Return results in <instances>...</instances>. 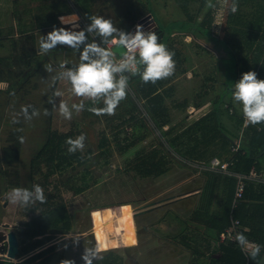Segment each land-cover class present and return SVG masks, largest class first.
I'll use <instances>...</instances> for the list:
<instances>
[{"label": "rangeland", "instance_id": "374dc122", "mask_svg": "<svg viewBox=\"0 0 264 264\" xmlns=\"http://www.w3.org/2000/svg\"><path fill=\"white\" fill-rule=\"evenodd\" d=\"M53 1L55 4L58 1L60 10H74L75 6L82 18L79 28L85 30L91 22L90 16L96 14L111 18L118 27L126 25L128 28L149 14L153 16L164 31L167 48L174 53V72L161 79L166 84L159 86L162 104L172 123L183 117L188 120L186 122L195 120V117L208 111L212 101H215L213 107L218 108L219 120L228 126H231V116L226 110V103L230 104L234 113L242 114V106L232 100L233 87L231 90L227 87L234 78L233 54L240 75L248 61L250 70L256 73L258 65L264 64L262 30L253 25L254 16H251L255 10L253 1L236 0L238 7L235 13L230 11L233 0H207L201 10H198L200 0ZM208 11L213 16L211 32L218 38L227 36L229 46L222 49L217 44L219 48L215 54H211L206 44L193 36L174 31L176 22L180 24L189 20L199 23ZM5 28L7 31H0V80L4 79L0 84V90H3L0 92V230L13 229L18 244L29 250L24 255L18 253L15 264H20L24 256L34 254L28 259V264H63L66 259L83 264L80 254L84 243L87 245L90 241L104 249L101 253L103 258L97 264L104 261L111 263L113 258V264H193L192 251L188 249V253L184 254L186 247L182 243V234L176 241L171 234L180 228L181 222L192 216V209L198 204V195L193 194L194 191L204 189L206 176L216 173L203 166L219 145L211 147L205 157L196 159L197 162L184 159L167 146L144 110V101L138 99L129 86L126 97L118 104L114 114L96 115L89 110L92 102L86 98L71 97L66 78L59 76L66 68L76 66L80 49L58 44L49 53L41 54L38 46H31V40L19 30L17 38L10 36V32H14L13 25ZM85 34L86 43H101V37L95 32L85 31ZM258 50L261 51L260 61L257 66L251 65L253 54ZM113 51L117 53L116 58L124 53L121 46H115ZM61 60L66 61L65 69L59 67ZM48 66H51V71ZM195 80L200 83H195ZM54 89H60L64 95L53 96ZM61 99L70 102L84 99L85 108L79 113L73 111L71 119H64L58 112ZM206 101L209 103L204 105L199 115L194 114L199 109L192 111L188 107L190 104L197 107ZM23 105H31L29 112L35 108L38 115L25 119L20 111ZM95 106H102V100H98ZM167 127L165 125L163 129ZM240 131L239 128L232 137H237ZM49 132L54 133L63 153H68L66 139L83 133L85 147L76 151L80 154L79 161L58 167L56 161L47 164L42 159L33 169L32 158ZM197 135L201 137L199 133ZM17 141L18 158L12 165H7L3 159V148H13ZM159 143L164 146L159 157L166 162L167 171L159 176L140 174L143 167L141 154L158 148ZM221 155L218 156L221 159L226 157V154ZM37 183L44 189L47 206L39 202L20 206L7 198L12 185L31 188ZM184 192L190 196L182 199ZM219 202V197L217 199L214 195L211 205ZM61 206L65 210L59 212L58 226L68 227V230L58 231L51 227L43 229L33 238L22 233L27 228L26 223L37 218L43 209ZM130 207L133 208L137 237V244L133 246L126 243L130 236L128 230L132 229ZM195 222L190 224L194 230H188L186 234L200 246L207 247L203 228L198 226L207 224L202 217ZM4 223L8 224L5 228ZM195 226H198L197 231ZM72 234L82 236L79 244L72 243L69 236ZM108 253L113 254L110 259L106 258ZM203 261L201 258L195 264H202Z\"/></svg>", "mask_w": 264, "mask_h": 264}, {"label": "trees", "instance_id": "16d2710c", "mask_svg": "<svg viewBox=\"0 0 264 264\" xmlns=\"http://www.w3.org/2000/svg\"><path fill=\"white\" fill-rule=\"evenodd\" d=\"M249 1H253L255 4V10L251 14V16H254L252 19L254 20L253 25L261 28V42H264V0H245V2ZM206 2L207 0H200L198 10H201ZM212 21L213 16L211 15V11H208L199 23H194L189 20H184L180 22V24H177L176 22L174 31L185 32L202 42H210L213 43V45L218 44L222 49H226L229 47L227 36L222 38L215 37L210 28ZM159 29L164 33L161 27H159ZM161 42L166 45L167 41H164L162 38ZM257 48L258 47H255V49ZM229 52H231L230 48ZM260 56L261 51H255L252 57L253 63L251 65L257 66L260 61ZM233 59L234 78L228 85L227 90H231L235 80L240 77V68L234 54ZM246 64L247 63H245V67H243V71L247 69ZM258 66V78H264V64L261 63ZM125 74L129 76L128 86L138 99L144 101V110L150 117V120L154 123V126L159 130L160 136L164 139L167 146L175 153L182 157L196 160L205 157L207 151H210L211 147L213 148V146L219 145L218 150L216 149L211 152L212 154L209 156L210 158L208 157V160L216 156H222L221 154H226V156L232 154L231 157L234 161L235 170L248 173L250 168L254 166L257 171L262 172L264 178V122L256 125L248 124L245 130V144H241L238 152L233 154L229 150L232 142L231 137L242 125L243 117L241 115L234 112L232 114L228 113V115L231 116L232 124L227 127L221 120H219L218 108L213 107L207 114L190 123H184L185 117L180 119V121L178 120L172 123V120L167 118L165 106L162 104L163 96L159 91L161 79H158L155 83H144L140 80L139 74L135 77H132L131 74H128L127 72H125ZM135 83H137V85L134 88ZM0 92H3V90H0ZM229 105L230 104H228V106ZM226 110L229 112V107H227ZM165 125L168 126L167 129H163ZM198 133L201 136L200 138H198ZM53 134L54 133L52 132L47 134L46 141L32 158L31 163L33 169L42 159H44L47 164L56 161V166L58 167H63L74 161H79L80 154L78 152L63 153L59 150V143L55 140ZM157 146L159 147H154L148 152H143L141 154V165L143 167L140 170V174L144 176L149 174L159 176L167 171V167L164 166L166 162L162 157H159V155L163 153L162 147L164 146L162 143H159ZM18 150V141L13 148L9 146L3 148V159L6 161L7 165H12L17 160ZM164 157L166 156L164 155ZM206 177L207 181L203 190V198L200 207L193 210L190 219L181 222L180 228L171 234L172 239L175 241L178 238V235L182 234L183 245L188 249H193L192 251L195 254H197L198 251L195 248H192V246H195L197 243L194 242L191 245L190 241H192L193 238L186 234V231L194 230L190 227V224L194 222V216L199 218L202 217V221H205L207 224V238L204 239L208 246L209 239L218 242L220 233L230 224L229 214L234 195V179H225L223 187L225 190L224 202L217 214H211L209 207L211 205L213 191L215 188L219 187L220 176L208 174ZM16 186L18 185H12V187ZM43 205L47 206V202H44ZM64 210V206L43 209L37 218H32L26 223L27 228L22 233L27 237L33 238L39 235L43 229L51 227L57 228L58 231L68 230V227L60 228L58 226L59 212ZM232 215L234 218L239 219L241 226L245 228L242 232L248 237V239L264 246V183L247 181L243 198L238 205L233 208ZM28 251V249L19 245L20 255H24L25 253H28ZM218 251H220L221 254L219 256H209V261L206 264H255L251 259H246L237 242L219 243ZM34 255L26 258L22 263L27 264L28 259H31ZM112 256V253H108L106 258L110 259ZM198 256H201V254ZM114 260L115 259L113 258L111 263L104 261L103 264H113Z\"/></svg>", "mask_w": 264, "mask_h": 264}, {"label": "clouds", "instance_id": "9594fccd", "mask_svg": "<svg viewBox=\"0 0 264 264\" xmlns=\"http://www.w3.org/2000/svg\"><path fill=\"white\" fill-rule=\"evenodd\" d=\"M237 7L236 0H233L230 11L235 13ZM58 20L59 26L54 24L50 31L39 37V52L47 54L58 44L80 49L78 63L74 68L65 69L66 61H60L59 67L65 70L60 72L59 76L66 78L70 85L68 91L71 97L86 98L92 102L89 110L96 115L114 114L118 104L126 97L129 76L125 72L131 75L139 73L140 80L144 83H155L174 72V53L164 43L158 42L156 31L151 28L145 30L143 24L137 23L133 29L126 30L115 25L111 18L96 14L90 16L91 22L85 30L79 28L76 17L69 20L61 15ZM85 31L95 32L97 36L105 38V43L123 47L125 49L123 55L116 59L117 53L111 47H101L99 42L86 43ZM108 37L111 39L107 40ZM48 70L51 71V66H48ZM117 73L120 75L116 76ZM63 95L60 89H54L53 96ZM231 96L234 102L242 106L241 111L246 124L256 125L264 122V78H258L254 70L241 73L234 82ZM98 100H102V106H95ZM30 107L32 106H21L20 111L25 119L38 115L35 108L29 112ZM84 108V99L79 102L61 99L58 112L64 119H71L73 111L79 113ZM84 141L83 133L75 138L68 137L65 141L68 145L67 151L74 153L82 150L85 147ZM7 198L20 206L35 202L43 204L46 201L44 189L38 183L33 184L31 188L12 187L7 193ZM69 236L73 244H79L82 237L77 234ZM235 240L255 264H264V246L250 241L243 232H238ZM103 250L93 241L87 245L84 243L80 259L83 264H97L103 258L101 254ZM63 264L75 262L66 259Z\"/></svg>", "mask_w": 264, "mask_h": 264}, {"label": "crops", "instance_id": "0c3cea01", "mask_svg": "<svg viewBox=\"0 0 264 264\" xmlns=\"http://www.w3.org/2000/svg\"><path fill=\"white\" fill-rule=\"evenodd\" d=\"M52 1L51 0H0V31H7V30H4V29H6L5 27H7L8 25H13L14 26V32H10L11 33L10 36L13 37V38H17V36H18L17 33H18V30H19V32L21 34H23L24 36H27V38H29V40H31V46L35 47V46H38L37 44H38V40H39V37L41 36V34L44 35L48 31H50L51 28H52V26L54 24L57 25V26H59V24H60V22L58 20V17L59 16L63 15V16H65L66 19L71 20L73 17H75L73 15V14H75L76 15V18L78 20V24H79V21H81L82 18H81L80 13L78 12V10H77V8L75 6H74V8H75L74 10H71V9H68L67 11L60 10V8H58L60 6V4H58V1H56V4H55L54 1H53L54 3H52ZM13 19L14 20L16 19V21H14ZM79 27H80V24H79ZM73 28L75 29V25H73ZM120 28H123V29H126L127 30V29H129L131 27L128 28L125 25V26L120 27ZM43 29H44V31H42ZM8 32H9V30H8ZM106 39L107 40H110L111 37H108ZM100 42L101 43H99V44H101L103 47H111L113 49L116 46V45H111V44L105 43V38H102V37L100 39ZM200 42H202V41H200ZM203 43L206 44V47H208L207 49L210 51V53L212 52L211 54H215V52H217L216 51L217 50V47H218L217 44H214L213 45V43H210V42H203ZM63 46H67V45H63ZM188 71H189V69L186 70V73ZM186 77H188V76H186ZM3 82H4V79L3 80H0V84H3ZM189 82L190 81H188V84H189ZM194 82L195 83H198L199 80H198V82L196 80ZM163 83L166 84L165 82H163L161 80V85L162 86L164 85ZM185 83L187 84V82H185ZM195 92H197L196 89H195ZM214 102L215 101H212V102L209 103L208 101H206L205 103H202L201 105H197V107H196V104H194V105L190 104L188 107L191 108V109H193L192 111H194V109L195 110H198L199 109L198 112H194V114H198L199 115L203 111V109L205 108L204 105H206L207 103H209L210 108L208 109V111H204L203 112V115H201L199 117H195V120H197L200 117H202L205 114H207L213 108ZM225 106H226V108L229 107V112H228L229 114H232L233 112H235L234 109H232V107H230V105L228 106L227 103H226ZM231 109H232V111H230ZM241 116L243 117L242 114H241ZM186 120L187 119H185V122L184 123H190L192 121H195V120H192L190 122H186ZM222 122L224 123L225 126L228 127V125L224 121H222ZM230 122L232 124V120H230ZM240 129H241V127H240ZM244 136H245V134L243 132V137ZM231 138L234 139L236 137H234V138L231 137ZM245 139L246 138H244L242 140V144L245 143ZM231 156H232V154H230V156L228 158L224 157V159H221L218 156H216V157L219 158V159H221V160H231L232 163H233L234 161L232 160V157ZM183 158L186 159V160L188 159L187 157H183ZM195 162H197V161L195 160ZM199 164H201V162ZM231 167H232L231 168L232 171H237V170L234 169V167H235L234 166V163L232 164ZM252 168L254 170H256L254 166H252L250 169H252ZM237 172H240V171H237ZM257 172H259V171H257ZM259 173H262V172H259ZM214 175L220 176L219 178H221V176H222L221 175V172H216ZM228 177H230V176H228ZM230 178H233L234 179V182H235V178L234 177H230ZM251 181L257 182L256 180H251ZM258 182L264 183V178H263L262 181H258ZM224 184H225V182H222L220 184V187L215 188L214 191H213L212 197L214 195H216L217 196V199L219 197V201L220 202L219 203H215V206L210 205L209 211H210L211 214L212 213H216L217 214L220 211V209H221L222 202L225 199V190L223 189ZM234 190H235V183H234ZM193 194H196L197 195L198 194V189H196ZM188 196H190V194H187V192H184V196L182 197V199H185ZM233 198H234V195H233ZM232 202H233V199H232ZM232 202H231V205H232ZM124 204H128V203H124ZM196 208H198V204L197 203L194 206V208L192 209V212H193V210H196ZM232 212H233V208L231 207V211H230V214H229V221H230V215H232ZM129 214H130V217H131L132 229L129 228V230H128L129 231L128 233L130 234V236H129V238H127L126 243L127 242L129 243L128 246H133V245H136L137 244V237H136V227H135V223H134V219H133V208L132 207H130ZM3 217H6V215H3ZM196 219H198V217L194 216V222L196 221ZM184 221H186V220H184ZM230 224H231V221H230ZM230 224H229V226H230ZM198 226H199V229H202L203 228L202 229V235L207 238V232H206L207 225H205V224L202 223V224H200ZM198 226L197 227L195 226L196 231L198 230ZM229 226H227V227H229ZM162 239H164V238H162ZM156 240H158V239L156 238ZM194 242H195V239H193L192 241H190L191 244H193ZM226 242H229V241H222L221 242L220 241V238H219L218 239V242H214L213 240H210L209 239V246L207 245V247L206 246H200L199 244H196L195 246H192V248H195L198 251V253L195 254L192 251L193 249H191V248L189 249V250L192 251V254H193L192 257H191L192 258L191 259V262L193 261L194 262L193 264H195L199 259L203 258L204 261H203L202 264H206L209 261V256H219L221 254L220 251H218V244L219 243H226ZM199 243H200V241H199ZM204 243H206V240L205 239H204ZM189 250H188V248L187 249L185 248L184 254L187 251H189ZM184 254H182V255H184ZM199 254H201V256H198ZM28 257H30V256H24L23 257V260H25ZM23 260H22V262H23ZM22 262L20 264H23Z\"/></svg>", "mask_w": 264, "mask_h": 264}, {"label": "built area", "instance_id": "2783aa9c", "mask_svg": "<svg viewBox=\"0 0 264 264\" xmlns=\"http://www.w3.org/2000/svg\"><path fill=\"white\" fill-rule=\"evenodd\" d=\"M138 23L143 24L144 28H145L146 26H148L150 24V20L148 18H142ZM133 27H131L127 30H131V29H133ZM123 50L125 51V49H123ZM121 56L117 57L116 59H119ZM230 111H232V109ZM247 126H248V124H246L244 121L242 123L241 131L239 132L238 136L236 138L232 139L231 146H230V152L231 153L234 154V153L238 152V150L240 149L241 144H242V140H243V132L247 128ZM232 164L233 163L231 160H221L217 157H214V158L210 159L207 163H204L203 167L209 168L208 170H210L211 172H221V173L227 174L230 177L235 178V190H234V198H233V202H232V208H234L238 205L239 201L243 198V194H244V190H245L247 181H251V180H256L257 182L262 181L263 175H262V173H259L256 170H254L253 168L250 169L248 171V173L232 171L230 169ZM201 166H202V163H201ZM230 221H231L230 226L227 227L226 229H224L220 233L219 238H220L221 242L222 241L236 242V240H235L236 234L238 232H242L243 230H245V228H243L241 226L239 219L234 218L232 215H230ZM250 241H252V240H250ZM253 242H255V241H253ZM242 252L245 255L246 259L248 260L246 253L243 250H242Z\"/></svg>", "mask_w": 264, "mask_h": 264}, {"label": "water", "instance_id": "95a60500", "mask_svg": "<svg viewBox=\"0 0 264 264\" xmlns=\"http://www.w3.org/2000/svg\"><path fill=\"white\" fill-rule=\"evenodd\" d=\"M147 18L150 20V24L145 27V30L151 28L152 30L156 31L158 35V42H161L164 33L159 29L158 25L150 14ZM137 74L131 76L135 77ZM6 226H8L7 223H5V226H3V228H5ZM18 253L19 244L15 231L13 229H8L6 231L0 230V264H15V258Z\"/></svg>", "mask_w": 264, "mask_h": 264}, {"label": "flooded vegetation", "instance_id": "af4514ba", "mask_svg": "<svg viewBox=\"0 0 264 264\" xmlns=\"http://www.w3.org/2000/svg\"><path fill=\"white\" fill-rule=\"evenodd\" d=\"M249 63V61L247 62V64H246V66H247V69H246V71H248V70H250V68H251V66H250V64H248ZM221 178H220V182H219V187H220V184L222 183V182H225V179L227 180V178H230V177H228V175L227 174H225V173H221ZM206 184V183H205ZM204 187H205V185H204ZM203 188H201V189H199L198 190V206L200 207V205H201V203H202V198H203ZM224 202V201H223ZM222 202V203H223ZM5 224V223H4Z\"/></svg>", "mask_w": 264, "mask_h": 264}]
</instances>
